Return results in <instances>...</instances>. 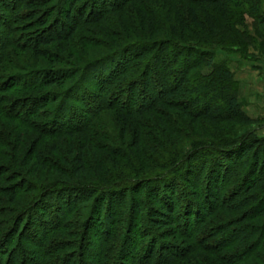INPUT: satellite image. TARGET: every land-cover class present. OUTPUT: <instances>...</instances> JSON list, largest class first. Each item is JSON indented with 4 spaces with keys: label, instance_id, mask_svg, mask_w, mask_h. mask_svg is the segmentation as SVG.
<instances>
[{
    "label": "trees",
    "instance_id": "1",
    "mask_svg": "<svg viewBox=\"0 0 264 264\" xmlns=\"http://www.w3.org/2000/svg\"><path fill=\"white\" fill-rule=\"evenodd\" d=\"M13 5L26 24L0 52V254L9 234L23 239L27 217L33 227L34 214L58 205L71 217L87 210L78 226L87 231L83 242H99L94 264L263 263L264 138L234 134L258 120L244 112L234 72L213 53L230 42L264 51L262 0H0V12ZM30 30L36 36L25 40ZM84 34L76 67L56 70L50 47L71 49ZM10 48L52 68L29 69L20 79L23 67ZM119 57L109 77H92ZM81 83L92 91L78 95ZM58 88L64 91L40 92ZM109 114L134 133V156L119 155L120 164L94 137ZM167 114L181 123V137L173 138ZM147 125L163 136L153 140L157 158L145 154ZM111 163L125 172L112 174ZM177 176L187 186L176 198ZM49 244L55 250L46 263L68 264L63 256L71 248ZM24 255L22 264L29 251Z\"/></svg>",
    "mask_w": 264,
    "mask_h": 264
},
{
    "label": "rangeland",
    "instance_id": "2",
    "mask_svg": "<svg viewBox=\"0 0 264 264\" xmlns=\"http://www.w3.org/2000/svg\"><path fill=\"white\" fill-rule=\"evenodd\" d=\"M14 6L15 5H13V7L10 8V11H7L6 13L0 12V14H2L1 15L2 18L0 19V52L2 51V49L5 50L6 48L4 47V45L7 44V41H9L8 39L9 33H12L11 35L14 34L16 36L20 35V32L16 33L15 28L26 24L25 21H21V22L17 21L18 18L16 19L15 17L17 14V11H16L17 5L15 7ZM0 10H2V8H0ZM262 12H264V0H262ZM247 24L249 26V33L251 35L252 34V28H251L252 20L250 18L247 19ZM11 28H12V32H10ZM95 29H98V28H95ZM21 34H24V32H22ZM31 34H33L32 30L28 31V34H26L25 36V40L28 37H30ZM35 36L36 35H32L31 38L32 37L34 38ZM88 37L89 35L86 36V34H84V35H81L79 38H76V40L79 39V41L76 44V40H75L73 44V48L71 49H69V47H66L65 43L61 44V47L58 44L50 47L52 49V52H54L57 55L55 56V58H52L53 62L57 63L56 70L59 71V70H62L63 68L70 69L72 67L73 68L76 67L75 59L79 56V54H81L80 48L86 44ZM7 49L8 48H6L4 52H6ZM10 50L11 52L13 51V49L11 48ZM65 50L66 52H68V54L66 55H65ZM213 53L216 56L217 63L226 64V66H228L234 72L235 77H236V83H237L236 85H237V89L239 92V98H240V102L243 105L244 112L249 117L258 120V124L254 126H251L245 129L237 128L236 130H234V134L236 136H239L244 133H254L257 137L264 138V51L258 45L254 47L247 46V45L240 46L239 44H234L230 42L226 45H220L218 47H215L213 50ZM60 54H63V55H60ZM12 55L13 57H15L17 63L19 62V64H21V67H23L22 71H20L21 73L19 74L20 79L24 78V75L22 74L29 72L28 71L29 69H31L30 71L33 70L36 72H40L41 69L45 67L52 68L51 63L47 62L46 60L41 61L39 59H34L33 54L23 55L17 51H13ZM50 55L53 57V54H50ZM71 56H73L74 58H71ZM121 59L122 58L119 57L115 59L114 62H106V63L100 64L96 68L97 70H96L95 76L92 75V77H96V76L99 77L100 75H102L100 77V80L102 79V77H109L111 74L110 70H111L112 64L120 61ZM61 62H63V64ZM7 66L9 67V64ZM7 66L4 65L3 68H5L6 70H9L11 73L17 70L13 68L7 69ZM153 68H155L154 65H152V69ZM24 69H27V70H24ZM203 72L205 74H209L210 70L208 69ZM89 86L91 85L81 83V89L77 92V94L79 95L80 92L83 93V92L92 91ZM54 91L61 92L64 90L63 88H58V89H53V90L52 89H42L40 92H54ZM83 98L84 97H82V99ZM165 120L167 121L170 127V130L173 129V134H174L173 138L177 139L181 137V131H180V128L182 127L181 123L176 121L175 119H171L168 114L165 116ZM152 121L153 120H150V119L147 120V122L154 124V122ZM64 127L65 126H63V128ZM10 129L13 130L12 128ZM143 132L148 135V137L146 138V141L148 142V144H150L147 150V153H145L146 156L157 158V152L159 151V148L155 146V143L153 142V140H155L156 137L157 139H160L163 136L159 134V132L156 131L155 128H153V126L150 127L149 125H147V128L143 130ZM133 134H134L133 131L131 132L127 128L125 129L124 124L119 122L118 119L114 117L113 114H109V115H106V117H103L100 123L97 124L96 133L94 137L98 136L97 144L107 143L109 145L108 148L110 150V153H107V152H103V153L107 157H111L113 162L114 161L119 162L118 156L121 154H124V153L127 154L129 159L132 158L130 157L132 153L134 156V152L131 150ZM104 136L106 139L102 140ZM50 144L52 143L50 142ZM64 149L66 150L65 147ZM67 149H68V146H67ZM65 150L62 149L63 153H65L64 152ZM127 155L122 156V158H124ZM103 156L104 155H102V157ZM54 158H56V161L61 162V159L58 158L57 156L56 157L54 156ZM95 163L96 165H98V160H96ZM121 163L123 164L121 166H124L125 161L124 162L122 161ZM129 168H132V167L130 166ZM110 170L112 174H118V172L123 169L121 167L118 170L117 165L115 163H111ZM123 172H125V170H123ZM45 181L47 180H44V182ZM175 181L177 182L176 184L179 185L178 187L176 185V190H177L176 198H177L179 196L178 194L184 190L183 188H180V187L187 186V182L185 179L180 178V176H177ZM169 182H171L172 185L175 184V182L173 183V181H169ZM199 183L201 184L200 189L201 191H203V189H205V187L207 186V177H205L204 174L200 178ZM168 184L170 183L168 182L167 184L165 183L166 186H168ZM226 185H224L223 188L224 187L226 188L227 187ZM90 186H92V184H90ZM230 187L232 188L233 184H231ZM230 187L228 189H230ZM132 193L133 192H130L126 196L127 198L126 204H125L126 208L130 207L128 206V204L130 202ZM141 195L147 196V190L141 189ZM47 203L49 204L52 202H50V199H48ZM55 203L56 202H54V204ZM182 203L183 205L185 204L184 202ZM115 205H118V202ZM50 206H52V204ZM43 210L40 212L41 214L38 212L37 214H34L32 218L30 217L31 222H32V219L36 221V224L33 227L28 226L30 225L29 224L30 219H28V217L26 218V222H25L26 226H24L22 229L23 231L22 233L24 234L23 239H20L19 237H13L14 235L9 234L8 237L10 239H7L4 243H2V249H4L3 250L4 253L1 251L2 253L0 254V255H4L2 257V260H3L2 264H10L12 260L13 262H16L13 264H22L23 263L22 261L25 259L24 256H26L24 255V251L26 252L29 251V257H30V258L28 257L29 261L26 264H47L49 261L45 259L46 254L47 255L53 254V251L55 250L54 247H52L49 244L50 241L52 240H55V244L59 246V247L57 246L58 248L64 247L65 245L63 244L65 242L70 244L69 246H65V247L71 248L67 252L66 256L65 257L63 256L64 253L61 254V256H63V260L65 259L64 260L65 263L69 262L68 264H79L78 261L81 259L83 264H94L96 261L94 258V255L98 251L99 242L94 240L92 236L87 237V239L85 237V240L83 242L81 238V234L84 235L86 234L87 231L86 230L83 231V229H81V227L78 226L79 221H81L82 215L87 213V210L85 208L82 209L81 212L79 213L80 217H76L77 215L72 216V217L68 216L67 214L68 212L71 211V209H68L65 215H61L62 210L60 206L58 205L56 208L55 206L50 207V209L47 212H44ZM0 212H2V210ZM227 214H228L227 218H229L230 213H227ZM1 222L2 221L0 219V224H2ZM205 227H207V225ZM55 229L57 231L54 234L52 233L53 234V237H52L51 232ZM161 232L164 234H171L172 229H163V231ZM140 236H143V238L145 239L147 237V236L146 237L144 236V231L142 230L140 232ZM39 240H41V243H43L42 247H39L37 244L38 243L37 241ZM148 240L149 239H147V241ZM81 241L83 242V246H84L83 248H81L82 246ZM2 242H3V239H2ZM145 246L146 244L143 246V250ZM41 250H42V253H41L42 257L39 255ZM50 256H55V255H50ZM260 258H262L263 263H255V264H264V254L260 256ZM50 264H53V263L51 262ZM240 264H246V263L242 262Z\"/></svg>",
    "mask_w": 264,
    "mask_h": 264
}]
</instances>
